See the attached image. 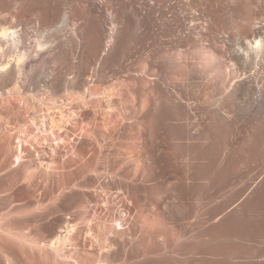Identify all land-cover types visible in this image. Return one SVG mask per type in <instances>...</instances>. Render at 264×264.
<instances>
[{
    "label": "bare ground",
    "instance_id": "obj_1",
    "mask_svg": "<svg viewBox=\"0 0 264 264\" xmlns=\"http://www.w3.org/2000/svg\"><path fill=\"white\" fill-rule=\"evenodd\" d=\"M181 54L199 56L216 76L179 68ZM133 74L151 79L142 104L137 95L125 99ZM91 84L90 95L101 99L85 113L107 136L117 131L106 120L120 97L122 119L149 115L165 175L175 168L180 180H206L213 229L208 264H264V129H256L264 123V0H0V95L15 89L40 104L59 102ZM13 130L0 136V156ZM191 132L207 144L183 166L171 142L187 143ZM96 143L83 139L77 148L102 146ZM19 182L10 188V210L2 213L0 204V264H73L62 251L75 238V224L44 221L53 214L45 213L36 216L41 223L33 233L28 220L6 219L50 196L38 192L45 179ZM100 232H91L92 243L99 245ZM104 239L107 255L74 264H114V238Z\"/></svg>",
    "mask_w": 264,
    "mask_h": 264
},
{
    "label": "rangeland",
    "instance_id": "obj_2",
    "mask_svg": "<svg viewBox=\"0 0 264 264\" xmlns=\"http://www.w3.org/2000/svg\"><path fill=\"white\" fill-rule=\"evenodd\" d=\"M192 51L190 49V53ZM213 57L221 62L218 56ZM198 58L184 59L181 54L176 66H196L197 70L206 68L208 73H215ZM164 70L167 73L168 67ZM150 80L133 74L124 87L125 99L129 101L137 95L140 104L146 102L149 98L146 84ZM89 86L84 94L68 93L62 101L49 98L41 104L15 89L0 95V111L3 112L0 136L10 128L17 131H12L13 142L0 156L4 169L0 171L2 213L14 205L8 200L10 188L16 182L26 184L27 180L45 179L38 192L46 189L50 194L43 204L36 208L34 204L33 210L6 219L20 223L28 220L33 233L35 225L41 223L34 220L45 213L53 212L44 221L55 217L61 223L75 224V238L62 251L73 264L89 262L95 255H107L102 247L106 245L104 238L109 236L114 238V264H158L171 256L175 264H208L210 246L207 241L213 229L209 221L206 180H180L174 177L175 168H169L165 175L160 151L154 147L157 138L149 115L122 119L120 97L117 98L118 108L106 120L107 128L118 126L117 131L107 136L101 122L93 124V115L85 113L89 102L94 105L101 99L100 95H90L94 88L92 84ZM12 120H16V127ZM256 129H264V123ZM189 137L191 140L187 143L176 138L171 142L183 166L194 163L191 157L207 144L198 133L192 135L191 132ZM83 139L102 146L77 148ZM17 155H20L19 160ZM16 166L19 170L14 176ZM184 172L188 174L191 170L186 167ZM98 230L101 231L99 245L90 241L91 232ZM174 248H179V255L174 256Z\"/></svg>",
    "mask_w": 264,
    "mask_h": 264
}]
</instances>
